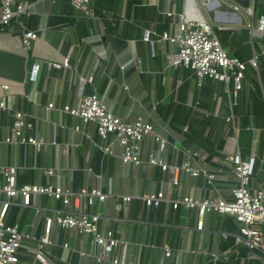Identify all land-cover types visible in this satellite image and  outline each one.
Returning a JSON list of instances; mask_svg holds the SVG:
<instances>
[{
	"label": "crops",
	"instance_id": "1",
	"mask_svg": "<svg viewBox=\"0 0 264 264\" xmlns=\"http://www.w3.org/2000/svg\"><path fill=\"white\" fill-rule=\"evenodd\" d=\"M90 9L92 14L86 15L70 0L37 2L21 17L39 35L29 49L20 27L0 28V99L7 104L1 112L0 166H18L19 185L52 182L75 192L101 189L106 200L83 209L100 212V229L130 242L121 255L135 264H264L263 251L236 244L239 223L232 215L207 212L200 230L198 208L175 209L172 204L177 196L231 199L229 191L237 178L227 156L236 151L256 156L249 186L264 188V32L257 30L264 0H252L251 12L245 11L247 26L213 23L200 0H90ZM179 14L222 26L218 37L232 55L243 60L258 56L257 67L248 65L235 99L225 82L205 77L200 84L191 69L180 74L179 67L168 64L175 46L162 35L177 30ZM217 14L219 19L231 17ZM146 30L155 31L149 41L144 40ZM66 57L69 68L48 64ZM36 60L43 65L33 82L29 74ZM81 77L92 81L81 83ZM3 82L11 83V89L4 90ZM94 92L123 120L142 116L151 122L167 141L161 155L169 163L189 159L192 166L215 174L213 184L204 175L181 172L180 184L171 188L169 174L147 163L156 144L152 136L141 141L139 165L105 154L95 145L104 144L96 125L63 110L78 108L83 95ZM50 103L54 107L48 110ZM16 111L24 112L31 124L24 128L25 136L47 140L41 149L5 141L12 136ZM48 168L55 170L52 178L44 173ZM162 189L166 200L158 207L147 206L140 197ZM124 196L133 198L126 202ZM64 209L68 208L45 194H34L29 206L14 199L5 221L20 224L34 238L23 242L16 264H43L35 260V251L46 234V218ZM50 239L43 248L50 264H98L78 252L94 249L92 234L54 226ZM166 245L172 248L170 256L165 255Z\"/></svg>",
	"mask_w": 264,
	"mask_h": 264
},
{
	"label": "built area",
	"instance_id": "2",
	"mask_svg": "<svg viewBox=\"0 0 264 264\" xmlns=\"http://www.w3.org/2000/svg\"><path fill=\"white\" fill-rule=\"evenodd\" d=\"M41 0H0V28L18 26L23 32V45L29 49L39 37L34 30L28 29L21 21V17L30 13L31 7ZM72 5L91 15L90 0H70ZM247 12H251L247 9ZM169 16L173 12H168ZM178 27L174 33L165 32L162 35L164 40L172 42L175 46L173 54L168 56L170 66L179 67L183 65L191 69L198 77L200 84L203 78L210 77L225 82L227 92L232 99L237 97L243 88V81L246 77L248 65L257 67L258 56L255 54L249 60H243L232 55L222 44L218 32L222 26H215L204 18L192 19L185 14L178 15ZM257 30L264 32V16L258 20ZM153 30H146L144 40L149 41ZM49 66L56 68H69L70 59L64 58L62 62H48ZM43 61L36 60L30 70L29 80H38ZM81 83L90 82L92 78L81 77ZM1 87L4 90L11 89V83L3 82ZM53 103L47 106L52 109ZM7 108L6 101L0 99V126L1 112ZM72 115L80 117L86 124L94 123L99 136L104 144L95 145L105 154L119 158L124 164L133 163L139 165L142 162L140 151L141 141L146 136H152L155 141V148L147 155V163L161 167L169 174L168 185L177 187L180 184L179 175L187 172L193 176L204 175L210 184L215 180V174L203 168L192 166L188 160L181 163H169L161 153L165 151L166 139L158 134L154 125L142 116L134 121L128 122L114 114L105 102L94 92L85 94L82 97L78 108L65 106L63 109ZM232 117H228L230 122ZM31 128L26 120L24 112L13 113L11 126L12 136L6 138L7 143L19 142L31 144L36 149H41L47 140L43 136H25L24 128ZM79 130L80 126H76ZM117 148H120L117 150ZM227 161L233 167L237 183L230 188L231 199L220 196L216 199L206 198L195 199L192 196H177L172 204L175 209L180 206L198 208V228H203V217L207 212L217 211L232 215L239 223V233L236 235V244H243L253 252L261 250L264 252V188L252 190L249 186L255 172L256 156L251 154L245 157L240 151L228 154ZM19 167L15 165L0 166V174L3 181L0 182V264H16L19 262V251L24 241L34 239L31 233L21 229L20 224H8L5 217L8 209L14 203L15 198H21L22 204L29 206L34 194H45L56 201H60L64 209L46 218V234L40 238L38 249L35 251V260L43 264H50L45 256L44 245L51 244L50 234L52 228L57 226L63 230H74L79 235H93L94 249L86 251L78 250L80 256L86 259H93L98 264H135L131 260L122 258L121 251L130 245L128 240L118 238L112 230L102 231L100 221L103 215L100 212H87L83 206H91L96 201L103 202L107 194L101 189L83 188L80 191L64 189L57 184L50 182L47 185L18 184ZM47 177L55 175L53 168L44 169ZM147 206L158 207L166 200L165 191L146 193L140 196ZM132 196H124V201L130 202ZM63 246L69 249L70 245L65 242ZM172 248L165 246V255L170 256ZM140 264H147L145 262Z\"/></svg>",
	"mask_w": 264,
	"mask_h": 264
},
{
	"label": "water",
	"instance_id": "3",
	"mask_svg": "<svg viewBox=\"0 0 264 264\" xmlns=\"http://www.w3.org/2000/svg\"><path fill=\"white\" fill-rule=\"evenodd\" d=\"M206 9L209 19L216 24L247 26L248 20L245 11L250 9L252 0H200ZM230 14V19H219L217 12ZM185 67L179 66L181 74Z\"/></svg>",
	"mask_w": 264,
	"mask_h": 264
}]
</instances>
